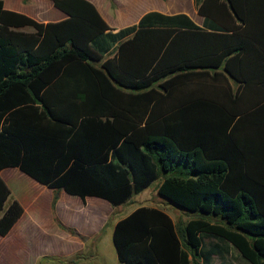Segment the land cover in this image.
Wrapping results in <instances>:
<instances>
[{"label": "trees", "instance_id": "obj_1", "mask_svg": "<svg viewBox=\"0 0 264 264\" xmlns=\"http://www.w3.org/2000/svg\"><path fill=\"white\" fill-rule=\"evenodd\" d=\"M51 1L65 20L0 0V171L112 207L158 182L193 214L118 220L120 264H264V0H194L201 27L150 12L116 33L86 0ZM23 214L0 178V237Z\"/></svg>", "mask_w": 264, "mask_h": 264}, {"label": "crops", "instance_id": "obj_2", "mask_svg": "<svg viewBox=\"0 0 264 264\" xmlns=\"http://www.w3.org/2000/svg\"><path fill=\"white\" fill-rule=\"evenodd\" d=\"M1 1L5 10L28 16L38 23L66 19L51 0ZM86 1L94 5L112 33L136 25L150 12L166 16L184 14L196 26L203 25L194 0ZM116 46H112V51ZM0 178L9 188L12 199L24 209L8 235L0 237V264H106L102 249L112 241L114 226L120 220L114 217L116 207L97 197L82 199L63 190L49 189L18 168L3 169Z\"/></svg>", "mask_w": 264, "mask_h": 264}, {"label": "rangeland", "instance_id": "obj_3", "mask_svg": "<svg viewBox=\"0 0 264 264\" xmlns=\"http://www.w3.org/2000/svg\"><path fill=\"white\" fill-rule=\"evenodd\" d=\"M158 182L153 183L147 190L144 192L133 196L127 203L115 208L114 217L123 218L133 210L140 206H152L165 210L173 219V221L178 223H186L188 220L193 218V214L184 212L180 209H177L173 204H171L166 199L160 197L157 193ZM112 224L108 225L107 229L110 230ZM103 260L106 264H120L116 258L115 250L110 240L108 244H104L102 249ZM217 263V261H216ZM229 264H245L239 259L236 255V252H232V258L228 260ZM94 264V263H92Z\"/></svg>", "mask_w": 264, "mask_h": 264}]
</instances>
